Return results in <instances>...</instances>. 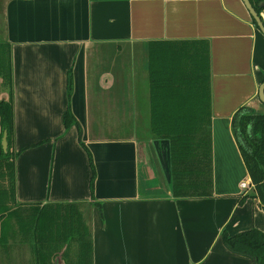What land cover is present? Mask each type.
Masks as SVG:
<instances>
[{
    "label": "crops",
    "instance_id": "crops-1",
    "mask_svg": "<svg viewBox=\"0 0 264 264\" xmlns=\"http://www.w3.org/2000/svg\"><path fill=\"white\" fill-rule=\"evenodd\" d=\"M0 4V41L9 43L11 52V149L18 151L15 188L23 212L35 203H82L92 264H252L221 239L223 231L234 235L254 227L264 232L254 187L240 186L253 183L231 127L240 108L264 114L257 94L264 82V34L242 0ZM183 44L208 52L213 191L206 197H173L170 187L157 189L159 194L151 190L159 185L152 179H160L162 169L170 171L169 163L162 166L169 157L165 142L149 140L158 158L156 171L145 160L139 134L104 136L90 130L92 124L133 122L132 130L148 131L152 47ZM1 99H8L3 86ZM67 106L92 155V198L88 153L76 128L63 125ZM8 222L15 227L13 218ZM13 234L16 239L0 243V264H38L30 249V262H24V241L18 230Z\"/></svg>",
    "mask_w": 264,
    "mask_h": 264
},
{
    "label": "trees",
    "instance_id": "trees-1",
    "mask_svg": "<svg viewBox=\"0 0 264 264\" xmlns=\"http://www.w3.org/2000/svg\"><path fill=\"white\" fill-rule=\"evenodd\" d=\"M264 0H250L261 16ZM254 24L255 21L252 18ZM162 45V44H161ZM155 46L148 62L149 131L158 142H165L169 152V184L173 197L211 196V97L208 52H193L183 44L173 48ZM0 86L8 99L0 100V243L7 242L8 221L13 218L23 239L33 243V255L39 263L51 262L57 256L65 264H92V237L83 217L82 203H35L23 212L24 205L16 200L15 158L11 149L14 134L13 86L9 43L0 41ZM72 74H67V96L73 91ZM65 130L75 127L81 146L88 153L91 177V198L95 169L91 152L82 140V127L70 106L62 114ZM246 165L254 195L264 211V114L240 108L231 122ZM6 132L7 147L2 146ZM224 246L231 252L248 257L252 264H264V232L257 228L229 235L221 234ZM75 245L76 258L72 249ZM75 256V255H74Z\"/></svg>",
    "mask_w": 264,
    "mask_h": 264
},
{
    "label": "rangeland",
    "instance_id": "rangeland-1",
    "mask_svg": "<svg viewBox=\"0 0 264 264\" xmlns=\"http://www.w3.org/2000/svg\"><path fill=\"white\" fill-rule=\"evenodd\" d=\"M0 9H1V4H0ZM263 11V9H262ZM264 12V11H263ZM5 89V88H4ZM6 90V89H5ZM7 93V90H6ZM146 124V127L149 126V121L148 119L145 120L144 122ZM132 124L133 122H128V123H111V124H92L91 125V131L92 130H96L95 135L98 134H103L104 136H111L113 135H129V133H135V134H139V136L137 137V139L139 141H141V143L145 142L142 146H143V150H145V160H150V162L152 163V165H155V169L156 171H160V168L157 166L158 165V158L155 154V151L153 150V148L151 149V143H149V140H151L153 137L151 135V133H149L147 130L146 132L148 134H146L145 136L141 135L140 133H146L144 131V129L141 127V131L138 130H132ZM98 125V127H97ZM143 131V132H142ZM150 154V155H149ZM168 159V157H167ZM167 159H163L162 161V166L164 167L165 165H167L169 163V161ZM167 162V163H166ZM167 167V166H166ZM164 170L162 169V177L160 179L158 178H153L151 183L153 182V184H159L158 187H155L154 185H151V190L155 193H157V189L161 190H165V188L167 187V189L170 187L169 184V170L167 169L166 174L163 172ZM157 173L154 171V175H156ZM157 176V175H156ZM150 190V189H149ZM159 194V193H157ZM15 221V220H14ZM19 228L17 226V224L15 223V227L8 226V233L6 236L7 242L8 240L10 241V239H16L17 237H15V235L13 234V236L11 235L14 231H17ZM21 236V233H20ZM21 238L23 239V237L21 236ZM23 243L25 244L26 247V257H24V262H30L29 257L27 256V253L30 249V252L34 258L33 255V245H32V241L30 239H23ZM76 248L75 245H73V249H72V253L71 255H73V258H76V253L74 254ZM75 255V256H74ZM61 262H63V259H61Z\"/></svg>",
    "mask_w": 264,
    "mask_h": 264
},
{
    "label": "water",
    "instance_id": "water-1",
    "mask_svg": "<svg viewBox=\"0 0 264 264\" xmlns=\"http://www.w3.org/2000/svg\"><path fill=\"white\" fill-rule=\"evenodd\" d=\"M244 6L247 8V10L250 12V15L255 21V24L257 28L261 31L262 34H264V22L262 21L261 16L255 11L253 8L250 0H242ZM261 8L264 9V1L261 3ZM258 96L260 98V101L264 104V82L260 85L258 89ZM2 146L5 149L7 147V137H6V132L3 133L2 135Z\"/></svg>",
    "mask_w": 264,
    "mask_h": 264
},
{
    "label": "flooded vegetation",
    "instance_id": "flooded-vegetation-1",
    "mask_svg": "<svg viewBox=\"0 0 264 264\" xmlns=\"http://www.w3.org/2000/svg\"><path fill=\"white\" fill-rule=\"evenodd\" d=\"M262 18V17H261ZM262 21L264 22V20H263V18H262ZM28 211H30V210H28ZM23 237V236H22ZM32 245H33V243H32ZM34 258H35V256H34ZM61 256H57L56 258H54L53 260H51V262H46L45 264H47V263H49V264H58V263H62L61 262ZM36 260V259H35ZM37 262V261H36ZM38 264H43V263H39V262H37ZM64 263V262H63Z\"/></svg>",
    "mask_w": 264,
    "mask_h": 264
},
{
    "label": "built area",
    "instance_id": "built-area-1",
    "mask_svg": "<svg viewBox=\"0 0 264 264\" xmlns=\"http://www.w3.org/2000/svg\"><path fill=\"white\" fill-rule=\"evenodd\" d=\"M240 186H241V188L244 189V190L249 189L251 186L254 187L253 184L250 185V184H248L247 182H241Z\"/></svg>",
    "mask_w": 264,
    "mask_h": 264
}]
</instances>
